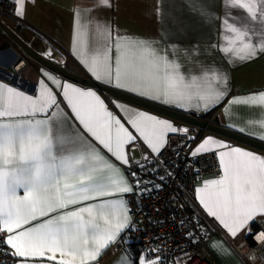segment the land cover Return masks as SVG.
<instances>
[{"label":"snow or ice","instance_id":"obj_1","mask_svg":"<svg viewBox=\"0 0 264 264\" xmlns=\"http://www.w3.org/2000/svg\"><path fill=\"white\" fill-rule=\"evenodd\" d=\"M14 3L18 5L16 15L23 17L25 0ZM101 7L111 8V0H95L92 8L76 9L77 37L87 35L86 14ZM224 7L219 51L228 56L229 63L250 62L264 54V0H224ZM233 8L243 15L232 16L228 10ZM200 14L208 15L203 8ZM113 31L110 25H96L104 43L97 47L89 70L97 79L111 82L114 78L117 87L163 97L165 102L176 101L181 106L183 101L196 100L197 106L202 103L207 108L226 95V73L181 71L177 57L181 52L198 56V49L181 50L176 45L158 49L154 42L119 35L110 45ZM54 83L62 88L64 101L82 132L78 129L73 135L64 131L68 117L54 110L59 108L57 96L43 81L35 97L0 83V244L11 250L5 255L19 258V264H98L130 222L125 200L104 198L130 193L133 186L84 133L124 165L128 164L125 145L134 137L107 111L95 92ZM232 103L264 109V92ZM130 122L154 152L163 145L166 132L177 131L168 122L142 112ZM258 123L264 126V120ZM212 148L228 146L207 139L192 154ZM218 159L222 177L198 188L197 199L208 215L235 237L255 217L264 216V158L233 147L220 152ZM74 205L81 206L61 211ZM37 220L40 222L32 224ZM117 264L133 261L125 253ZM138 264L160 262L141 257Z\"/></svg>","mask_w":264,"mask_h":264},{"label":"crops","instance_id":"obj_2","mask_svg":"<svg viewBox=\"0 0 264 264\" xmlns=\"http://www.w3.org/2000/svg\"><path fill=\"white\" fill-rule=\"evenodd\" d=\"M11 1L14 3V0ZM111 2V8H96L86 14L85 22L88 25L86 36L77 37V24L74 12L77 8H92L95 0H35V3L25 0L23 17L16 15L18 5L15 3V9L5 13L0 21L34 51L47 57L68 72L183 113L198 116L211 113L208 119L211 123L264 142V139H261L264 136V126L258 123V121L264 120V109L243 103H232L234 100L243 101L250 94L264 92V54L250 62L231 64L228 56L219 51V46L222 43L220 39L221 22L226 13L224 0H111ZM201 8L208 15H201ZM228 11L232 16L243 15L239 9L233 8ZM97 23L110 25L114 30L112 39L108 41L110 45L115 43V37L119 35L120 37L154 42L153 47L158 49H164L168 45H176L181 50L188 49L191 51L193 48L198 49V56H187L181 52L177 57L182 65L181 71L187 74L189 70H192L199 74L203 69L218 70L226 73L228 76L226 95L223 99L209 105L207 108L202 103L197 106L196 100L191 102L183 101L181 106L176 101L165 102L163 97L152 98L126 88L117 87L114 78L111 82L97 79L92 71L89 70L92 56L95 54L97 47L104 43V37L96 32ZM7 40L10 41L0 32V83L7 84L27 95L35 97L39 95L41 81H43L57 96L59 108L54 110L62 112L68 117L64 128L66 133L74 135L77 134L78 129L81 132L83 129L79 122L75 120L66 101H64L62 88L57 87L54 83L55 81H58L61 86L63 84H71L84 91L95 92L114 119L120 120L124 127L132 133L134 140L125 145V154L128 158L127 165L115 160V157L108 153L106 149H103L101 145L92 140L86 132L84 133L86 140L91 141L109 163L118 167L130 184L129 165L131 163L138 165L146 163L164 146L163 143L159 150L154 152L132 127L130 121L135 119L138 113L142 112L158 120L168 122L177 130L185 129V125L173 119L59 77L25 57L18 47L12 43L8 44ZM112 56L114 67V52ZM169 56L172 58L171 51ZM16 66L17 69H14ZM37 118L43 117L38 116ZM169 133L172 132H166L164 142ZM195 135L197 143L193 151L205 140L212 139L227 145L228 148H240L243 151L251 152L264 158V152L217 135L199 131ZM228 148H212L206 152L215 153L220 167L218 154L227 151ZM211 180H215L213 175H205L198 184L197 189L202 188L206 181ZM20 195H23L22 190ZM128 195L129 193H124L119 196L105 197L104 199L113 200L120 198L125 200L128 207ZM98 202L88 201L86 203ZM194 202L197 209L204 215L207 221V228H214L229 238H236L242 234L243 229L233 237L215 217L208 215L197 199V191L194 194ZM80 206H70L69 209L61 211H69ZM51 215L55 216L57 213H52ZM128 216L130 217L128 226L120 233L116 243L112 244L99 258L98 264H117V261L125 253L130 256L133 264H138L139 259L145 257L142 253L133 256L120 243L123 234L127 233L133 225V217L130 210L128 211ZM48 218L41 217L40 220H47ZM256 218H264V216H257L254 219ZM40 220L33 221L32 224H37ZM30 226L26 225L25 227ZM222 237L217 235L209 240V248L217 264H248L235 253L229 243ZM7 249L10 250L8 247ZM12 264H19V258L15 257ZM36 264H53V262L37 261Z\"/></svg>","mask_w":264,"mask_h":264},{"label":"built area","instance_id":"obj_3","mask_svg":"<svg viewBox=\"0 0 264 264\" xmlns=\"http://www.w3.org/2000/svg\"><path fill=\"white\" fill-rule=\"evenodd\" d=\"M15 7L11 0H0V19ZM197 131L185 126L169 133L163 148L149 161L128 167L133 191L127 203L140 252L160 264H217L209 240L218 235L248 264H264V218L250 221L241 241L234 242L214 228H207L204 215L197 209L194 194L203 177H222L214 152L192 154ZM10 252L0 244V264L14 262L15 257L5 255Z\"/></svg>","mask_w":264,"mask_h":264},{"label":"water","instance_id":"obj_4","mask_svg":"<svg viewBox=\"0 0 264 264\" xmlns=\"http://www.w3.org/2000/svg\"><path fill=\"white\" fill-rule=\"evenodd\" d=\"M0 32H2L10 42L18 47L25 57L34 61L41 67L45 68L56 74L59 77H62L68 81L76 83L78 85L93 88L105 95H108L112 98L119 99L121 101L136 105L138 107L144 108L146 110L158 113L170 119H173L185 126H190L199 132H206L209 134L217 135L219 137L225 138L232 142L247 146L249 148L264 152V142L259 141L257 139L248 137L246 135L240 134L238 132L232 131L225 127H221L215 123H211L206 119L191 115L187 113H183L181 111H177L151 101L142 99L140 97L131 95L129 93H125L119 91L117 89L101 85L96 83L90 79L80 77L71 72H68L58 64L52 62L47 57L40 55L36 51H34L29 45H27L23 40H21L13 31L5 26V24L0 21Z\"/></svg>","mask_w":264,"mask_h":264},{"label":"trees","instance_id":"obj_5","mask_svg":"<svg viewBox=\"0 0 264 264\" xmlns=\"http://www.w3.org/2000/svg\"><path fill=\"white\" fill-rule=\"evenodd\" d=\"M210 116L211 113H206L200 115L199 117H202L204 119H209ZM120 243H122V246L126 248L127 252L131 253L133 256L138 253H141L139 250V244L137 243V241H135L133 237V229H130L127 231V233L123 234Z\"/></svg>","mask_w":264,"mask_h":264},{"label":"rangeland","instance_id":"obj_6","mask_svg":"<svg viewBox=\"0 0 264 264\" xmlns=\"http://www.w3.org/2000/svg\"><path fill=\"white\" fill-rule=\"evenodd\" d=\"M134 226H135V224H134ZM220 237H222V236H220ZM242 237H243V231H242V234H241L239 237H236V238H231V237H230V239H231L232 241H234V242H239V241H241ZM222 238H223V237H222Z\"/></svg>","mask_w":264,"mask_h":264},{"label":"bare ground","instance_id":"obj_7","mask_svg":"<svg viewBox=\"0 0 264 264\" xmlns=\"http://www.w3.org/2000/svg\"><path fill=\"white\" fill-rule=\"evenodd\" d=\"M208 121V119H206Z\"/></svg>","mask_w":264,"mask_h":264}]
</instances>
